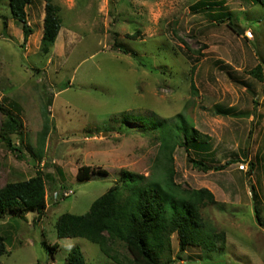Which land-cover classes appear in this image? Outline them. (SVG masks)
<instances>
[{
    "label": "rangeland",
    "instance_id": "374dc122",
    "mask_svg": "<svg viewBox=\"0 0 264 264\" xmlns=\"http://www.w3.org/2000/svg\"><path fill=\"white\" fill-rule=\"evenodd\" d=\"M201 1L221 0H53L63 26L44 53L45 1L27 6L25 42L9 0H0V188L40 173L47 183L41 218H0V264H68L75 247L91 264H116L86 238L59 237L58 217L88 212L124 170L150 178L160 152L153 121L173 122L179 113L208 141L207 151L191 149L193 157L237 161L204 172L182 146L174 150L176 183L214 192L218 203L202 213L227 240L221 251L179 253L173 234L169 255L175 264H264V81L250 73L264 63V10L251 0L210 9ZM229 12L243 34L222 23ZM217 106L232 112L216 114ZM8 115L22 123L20 132L6 128ZM82 165L107 174L79 180Z\"/></svg>",
    "mask_w": 264,
    "mask_h": 264
},
{
    "label": "trees",
    "instance_id": "16d2710c",
    "mask_svg": "<svg viewBox=\"0 0 264 264\" xmlns=\"http://www.w3.org/2000/svg\"><path fill=\"white\" fill-rule=\"evenodd\" d=\"M32 0H9L10 12L17 22L22 24L24 41L27 42L32 28L28 25L27 6ZM45 1V17L42 35V50L49 53L55 44L63 26L61 8L53 0ZM224 0L201 1L203 6L210 9L221 4ZM264 10V0H251ZM216 14L214 17L220 18ZM235 16L229 12L222 23L236 34L238 28L234 23ZM7 24L4 23V29ZM132 36H135L132 35ZM128 53L127 50H122ZM231 67L222 65L221 69ZM236 73V72H235ZM228 70V77L238 83L245 84L238 75ZM257 79L264 81L263 65L259 64L250 72ZM229 108L217 106L214 113L220 115L231 114ZM5 123L8 130L20 132L22 123L12 115ZM175 121L167 119L153 121V131L158 132L160 138V152L155 160L154 172L150 178L135 175L124 170L119 183L112 185L104 194L93 201L88 212L74 214L66 212L58 217L56 228L61 238H86L99 246L100 251L116 264H175L176 258L169 254L172 251V235L178 237L179 253L190 247H198L206 253L221 251L226 248V232L216 230L203 216L202 210L217 204V199L209 188L185 189L175 181L174 150L183 147L187 154V161L194 168L207 172L220 171L234 163L236 158L227 160L224 164H214L206 159L193 157L192 148L207 151L208 141L193 126L189 125L183 113L177 114ZM157 126H161L157 128ZM208 156L212 158L213 153ZM252 165L249 174H253ZM107 174L106 170L91 168L82 165L77 177L87 180L92 174ZM46 180L40 173L30 179L8 182L0 188V218L11 212L23 217L27 213H37L41 218L46 210ZM253 189H255L253 187ZM254 201L257 194H253ZM257 219L260 220L259 210L254 205ZM46 242V241H45ZM59 247L55 243L53 248ZM122 244L128 251L121 255L115 245ZM4 247L0 249V255ZM169 255V256H168ZM166 256L167 259H166ZM68 264H91L79 247L72 248L67 256Z\"/></svg>",
    "mask_w": 264,
    "mask_h": 264
},
{
    "label": "water",
    "instance_id": "95a60500",
    "mask_svg": "<svg viewBox=\"0 0 264 264\" xmlns=\"http://www.w3.org/2000/svg\"><path fill=\"white\" fill-rule=\"evenodd\" d=\"M238 32H239L240 34H243L245 31H244L243 29H239ZM263 71H264V63H263Z\"/></svg>",
    "mask_w": 264,
    "mask_h": 264
}]
</instances>
